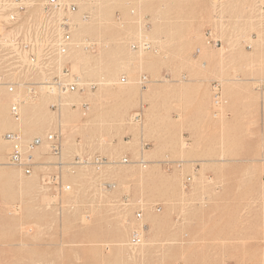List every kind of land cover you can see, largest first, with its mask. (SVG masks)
<instances>
[{
  "label": "rangeland",
  "instance_id": "rangeland-1",
  "mask_svg": "<svg viewBox=\"0 0 264 264\" xmlns=\"http://www.w3.org/2000/svg\"><path fill=\"white\" fill-rule=\"evenodd\" d=\"M64 1L76 10L60 64L83 89L51 107L54 96L20 88L17 123L0 87V264H264V0ZM9 130L58 131L63 162H107L64 167L70 189L45 190L38 170L56 158L42 146L43 166L24 175L7 164Z\"/></svg>",
  "mask_w": 264,
  "mask_h": 264
},
{
  "label": "built area",
  "instance_id": "built-area-1",
  "mask_svg": "<svg viewBox=\"0 0 264 264\" xmlns=\"http://www.w3.org/2000/svg\"><path fill=\"white\" fill-rule=\"evenodd\" d=\"M32 3V0H0V87L14 96L8 111L16 120L21 114L20 103L23 102L20 88L30 96L41 91L54 96L56 100L50 103L51 107L59 105L58 100L61 99V95L83 89L78 82V77H71L65 63L63 62L62 66L60 64L61 58L72 43V23L69 14L76 10V4L64 0H44L41 9H37ZM259 8L264 10V2L259 3ZM205 38L206 44L215 46L220 44L219 39L213 36L211 29L206 31ZM140 46L148 48L149 43L145 41L140 44L132 43V48ZM121 80L124 82L125 77ZM146 81L147 76L141 75L139 83L144 84ZM262 86L264 89V84ZM211 96L213 105L218 107L223 98L219 82H215L212 86ZM140 118V112H135L133 119L139 121ZM3 136L10 146L6 161L18 167L27 176L33 174L35 166H40L33 158L34 150L44 144L47 146L48 153L56 160L52 167L55 170H49L47 167L38 170L41 187L45 190L68 191L70 189L69 185L62 182L61 172L64 167H74L78 165V162L83 164L85 160L86 164L98 172L107 162L106 158L100 154L87 159L76 156L70 163L63 162L62 135L58 131L49 132L43 138L27 139L15 130L5 132ZM122 162H129V160L123 157ZM137 162L142 166L146 163L143 158ZM190 182L191 176L187 175L183 184L187 186ZM107 184L113 186V184ZM134 214L140 220L143 217L141 207H136ZM144 230L143 224L135 228L130 235V244H140ZM262 247L264 248V241Z\"/></svg>",
  "mask_w": 264,
  "mask_h": 264
},
{
  "label": "bare ground",
  "instance_id": "bare-ground-1",
  "mask_svg": "<svg viewBox=\"0 0 264 264\" xmlns=\"http://www.w3.org/2000/svg\"><path fill=\"white\" fill-rule=\"evenodd\" d=\"M81 43V42H80ZM79 45V44H78ZM78 47V46H77ZM224 51V50H223ZM80 52V51H79ZM68 55V54H67ZM82 56V55H81ZM80 56V54L78 53V55H76V56H74L75 57V60H80V59H82V57ZM89 57V56H88ZM72 66H73V69L75 70V71H77V65H76V63H73L72 64ZM73 70V71H74ZM78 75V74H77ZM78 80H79V78H78ZM107 81H108V79H107ZM114 81V80H113ZM110 82V81H109ZM6 90V89H5ZM121 91H123L122 89H121ZM125 91V90H124ZM129 91V90H128ZM7 92V91H6ZM120 92V91H119ZM120 93H122V92H120ZM125 94H127V91L126 92H124ZM7 94H8V98H9V106H10V103H11V101H13V95L12 94H10V93H8L7 92ZM61 97V99L60 100H58V101H60L61 102V100H62V102L64 103V104H70L69 103V101H68V96H65V95H61L60 96ZM25 98V97H24ZM24 98H22L21 100H23V102L25 103V102H27V99H26V101H25V99ZM56 100V99H55ZM59 102V103H60ZM21 104V103H20ZM62 104V103H61ZM76 104V103H75ZM9 106H8V110H9ZM4 103L2 102V100H0V127L1 128H4V117H3V113H4ZM9 112V111H8ZM10 115V114H9ZM11 117V119L13 120V121H19L20 120V118H21V114H20V116H19V119L18 120H16V119H14L12 116H10ZM18 123V122H17ZM1 130V129H0ZM52 132V131H51ZM49 133V132H48ZM47 134V133H46ZM45 134V135H46ZM1 135V134H0ZM44 135V136H45ZM44 136H34V137H39V138H43ZM4 137V136H3ZM33 138V137H32ZM2 139V138H1ZM31 139V138H30ZM5 140V139H4ZM3 141V140H2ZM4 142H7L6 140L4 141ZM2 143V142H1ZM42 146H45V147H47L45 144L44 145H41V146H38L35 150L37 151V149L39 150V148H41ZM9 148H10V146H9ZM62 148H63V141H62ZM35 150H34V152H35ZM34 152H33V158L35 159L36 157H37V152H36V154H34ZM34 155H36V157L34 156ZM35 162H37L38 164H40V166L43 164V163H39L36 159H35ZM7 164H9L8 162H7ZM11 165V164H10ZM12 166H14V165H12ZM43 166V165H42ZM16 167V166H15ZM18 168V167H17ZM23 173V172H22ZM25 175V174H24ZM142 223V222H141ZM132 245V244H131ZM264 256V255H263ZM263 262V261H262ZM263 264V263H262Z\"/></svg>",
  "mask_w": 264,
  "mask_h": 264
}]
</instances>
